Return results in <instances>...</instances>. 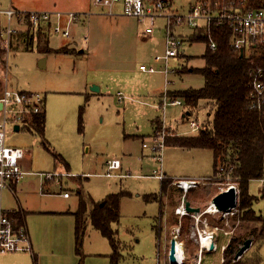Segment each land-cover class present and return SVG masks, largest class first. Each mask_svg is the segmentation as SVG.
Wrapping results in <instances>:
<instances>
[{
  "label": "rangeland",
  "instance_id": "rangeland-1",
  "mask_svg": "<svg viewBox=\"0 0 264 264\" xmlns=\"http://www.w3.org/2000/svg\"><path fill=\"white\" fill-rule=\"evenodd\" d=\"M195 1L174 0V4L180 12H187ZM10 3L18 10L28 8L69 11L87 8V12L91 13L90 17L81 19V23L74 27V39H64L54 34L49 38L51 48L58 49L68 44V47L76 49V52L67 49L68 52L65 48L66 52L73 53H42L39 45L43 43L37 38L31 43L22 27L15 22L12 26L17 28V31L10 35L8 54L0 48V94L4 87L2 77L6 76L7 70L10 89L30 90L42 94L47 99L48 120L44 136L35 129L14 132L10 125L6 133V145L30 151L31 162L27 169L32 170L31 173L71 174L69 177L59 178L61 185L56 181L48 183L44 176H28L37 182L33 188L27 187L30 193L38 195L32 199L58 207H74L79 203V192L86 196L92 205L111 194L124 192L125 195L121 199V218L113 226L117 229V238L121 242L122 257L118 264H157L158 247L154 226L159 225L158 218L162 210L166 213V223L163 222L167 227L168 240L178 235L186 252V264H197L199 246L191 236L195 220L189 216L181 221L175 213L183 193L170 184L165 196L161 197L163 205L157 200H146L147 195L160 191L162 181L153 176V171L159 165L150 157L151 149L143 148L142 136H148L147 143L151 146L149 141L154 134L152 122L157 117L165 118L166 125L161 123L157 131L166 130V139L179 133L181 136L198 134V131H192L190 121L206 123L208 107L184 119L186 105L168 106L164 113V110L154 108L152 102L158 101L156 93L164 94L168 88L177 91L199 89L205 85L202 75L189 70L205 66L202 56L207 48L206 43L196 42L190 45V42H185L184 50L188 57L184 63L180 61L181 65L178 63L182 71L179 74H171L169 78L173 83L168 85L162 74L152 75L149 71L151 67H160L164 59V20L156 22L155 32L151 36L142 33L145 24L137 19L123 15L108 16L95 8L93 0H0V9L10 8ZM7 26V18L1 15L0 39H3L2 34L6 33ZM179 30L185 38L193 31L188 27ZM85 36L88 37L87 41ZM42 40L46 42L45 39ZM177 60H173V63ZM95 85L101 86V90L94 91ZM81 109L84 110L82 130L79 122ZM115 157L121 160L122 172L129 174L128 176H107V160ZM66 162L70 166L69 171L64 164ZM163 166L164 170L168 171L169 178L186 174L211 177L209 184L193 188L187 195L188 201L203 211L217 194V184L223 182V178L219 179L214 174L213 152L209 149L176 148L168 145ZM120 172L116 171L115 175ZM41 178L45 179L42 183ZM26 179L20 184L25 183ZM46 184L51 189V195L42 194V187L47 186ZM64 188L72 193L69 200L61 198L58 194L62 193ZM207 188L211 190L210 195L205 193ZM249 190L259 199L254 203L257 216L254 221L240 219L239 197L237 214L224 217L223 214L205 213L203 219L207 218L210 224L233 232L228 235L227 247L235 237L243 239V242L252 238L254 243L245 256L257 258L259 254V264H264L263 183L253 180ZM40 195L47 197L41 200ZM165 225L162 224L161 227L162 235ZM179 226L181 231L177 233ZM242 244L238 246V250ZM111 249L109 240L93 226L89 218L82 251L86 262L111 264L109 256L94 254L107 253ZM204 258L214 260L215 264L225 262L224 254L220 256L209 253L205 254Z\"/></svg>",
  "mask_w": 264,
  "mask_h": 264
},
{
  "label": "built area",
  "instance_id": "built-area-1",
  "mask_svg": "<svg viewBox=\"0 0 264 264\" xmlns=\"http://www.w3.org/2000/svg\"><path fill=\"white\" fill-rule=\"evenodd\" d=\"M251 0H196L190 6L187 12L179 11L175 6L174 0H93L96 9L104 12V14L112 17L127 16L138 20L145 24L143 29L144 35H153L155 32L156 22L164 20L165 33V53L162 65L160 67H151V73L163 74L166 78L171 74H178L182 71L179 64H174L173 60L177 59L181 54V50L185 44V39L178 33L179 28H191L193 31L204 30L208 40V47L212 50L217 49V43L213 37L212 29L215 27L228 26L232 29L233 35L231 46L234 50L248 54L252 48L264 44V6L249 7ZM4 15L7 18L8 26L6 33L2 34L1 49L5 52L10 50V35L17 31L13 23L21 26L24 32L30 27L33 32L39 30H48L54 35L64 39L73 37V29L76 24L81 22V19L91 16L89 12H74L60 10H16L13 8L0 9V16ZM7 35V36H5ZM86 41L88 37L84 38ZM3 76L4 87L0 94V196L5 190H14L20 183L30 174L24 167L25 160L28 156V151L20 147L7 146L5 143L8 127L11 125L14 132L15 126L19 125L22 129H33L31 122L32 116L43 111L45 97L37 92H27L23 90L10 89L8 85V72ZM264 69L251 72L252 81L250 83L251 92L250 99L252 100L251 108L257 110L264 109ZM182 99H172L165 96L163 99V108L168 106H183ZM192 131L201 129V125L192 121L190 123ZM19 130V131H20ZM143 143V148H150L152 155L150 156L154 162L158 163V168L153 171V176L161 181L168 179L166 172L163 170L164 153L167 146L166 130L156 131L149 141ZM107 176H115L116 171H121V176L126 177L129 174H124L123 164L121 160L114 158L107 161ZM233 167L227 171L224 166H219L217 177L223 178L222 183H218L217 194L229 190L234 187L237 193V201L240 194L239 183L232 178ZM44 176L46 181H57L59 178L69 176L65 173H48L39 174ZM215 178V176H213ZM42 179V182L45 181ZM211 181L208 178H173V184L179 191L183 193V197L175 209L176 215L181 219L186 216H191L195 220V224L191 228L192 239L199 246L198 262L202 264L205 259L204 251H210L209 245L217 242L218 238L224 239V247L218 255H223L226 249V241L228 235L233 232H227L224 228L210 224L208 219H203L206 214H223L224 217L235 215L239 212L237 206L228 211H219L211 201L208 208L200 213H189L186 209L185 199L188 193L193 188H198L201 185H207ZM264 189V178L261 179ZM64 197H69L70 193L65 192ZM214 206V207H213ZM213 209L212 211H209ZM15 210L6 209L0 199V255L15 252H27L33 254L31 238L28 228L25 223H17L13 218ZM180 221V222H181ZM180 233L181 226L176 229ZM176 247L178 235H175ZM203 240H207L208 244L203 246ZM182 243V242H181ZM183 244V243H182ZM210 251L211 254L214 253ZM170 253V248L169 252ZM177 253V248H176ZM223 259V258H222ZM186 260V259H185ZM206 260V259H205ZM212 260V259H211ZM214 261V260H213ZM212 261V262H213ZM177 264H182L178 263ZM183 264H186L183 263ZM215 264V262H213Z\"/></svg>",
  "mask_w": 264,
  "mask_h": 264
},
{
  "label": "trees",
  "instance_id": "trees-1",
  "mask_svg": "<svg viewBox=\"0 0 264 264\" xmlns=\"http://www.w3.org/2000/svg\"><path fill=\"white\" fill-rule=\"evenodd\" d=\"M260 0H251L249 7H262ZM30 42L35 38L40 39L44 30L35 33L30 27L25 32ZM213 37L217 43V49L208 47V40L204 30L193 31L192 36L184 38L185 41L205 42L206 51L202 56L205 66L202 68H191V72L198 73L205 78V85L199 89H186L171 91L172 99H182L187 112L194 114L208 107V118L202 124L198 134L193 136H172L166 139L167 145L186 148L209 149L214 153V170L218 174L219 166H224L227 171L231 167L232 178L240 185L239 207L242 221H254L257 219L254 203L258 197L250 193L249 185L252 180L264 178V109L251 108L250 99L252 81L251 72L264 69V44L252 48L248 54L241 53L231 46L233 31L230 27H215L212 29ZM41 42V39L39 40ZM42 53H68L65 47L52 49L47 42L40 44ZM64 48V49H63ZM264 81V77L262 78ZM204 103V104H203ZM83 111H80V128L83 125ZM33 128L44 136L47 123V112L43 109L39 114L32 116ZM158 123V120H157ZM157 125L155 131L159 129ZM58 159V157H57ZM162 195H165L172 181L168 178L162 181ZM210 188L205 190L210 195ZM124 192L111 194L103 201L93 204L88 212V203L80 195L79 209L76 217V241L77 249L80 251L85 237L86 224L91 219L93 226L106 237L112 248L111 264H118L121 256V242L117 238V229L113 226L120 221V202ZM264 197V189L262 190ZM147 201L157 200L163 205L158 194L146 196ZM164 211L160 216L162 218ZM189 216H186L188 218ZM17 223H24L20 213L13 215ZM159 230V229H158ZM264 233V228H263ZM243 239L235 237L231 244L225 249L224 264H259L261 256L245 255L236 259L238 246Z\"/></svg>",
  "mask_w": 264,
  "mask_h": 264
},
{
  "label": "crops",
  "instance_id": "crops-1",
  "mask_svg": "<svg viewBox=\"0 0 264 264\" xmlns=\"http://www.w3.org/2000/svg\"><path fill=\"white\" fill-rule=\"evenodd\" d=\"M260 1H262L264 4V0H260ZM9 5H10L9 6L10 8L14 9V7H12L11 3ZM5 9H8V8H5ZM16 10H18V9H16ZM23 10H39V9L23 8ZM45 10H49V9H45ZM87 10H88L87 8H79L77 10H69V11L87 12ZM178 33L182 37L185 38V36L182 35L183 32H180V30H179ZM192 33H193V31H192ZM192 33L188 37L192 36ZM74 35H75V33H74V29H73V37L69 40L74 39ZM34 36H35V32H34ZM50 36H52V33L49 32L48 30H45L44 35H41V38H40L41 42L44 44V41L42 39H45V41L49 44L50 43V40H49ZM40 39H38V40H40ZM35 40H36V38H35ZM188 42H190V45H192L193 43H196V42H191V41H188ZM185 45L186 44H184V46L181 50V54L177 58L178 60L175 64L180 63V65H181L182 62H180V61H183V63H184V60H186V58L188 57V54L184 50ZM63 47H65L66 49L71 50L73 52L77 51L74 48H69L68 44L64 45ZM73 52H70V53H73ZM81 52H83V50H81ZM55 53H57V52H55ZM70 53H65V54H70ZM154 74L155 73H153L152 75H154ZM164 78H165L166 84L169 85V83H173V80H171L169 77L166 78L164 76ZM99 90H101V86L99 87ZM23 91L33 92L30 90L29 91L23 90ZM170 92H171V90H169V88H168V90L164 94L163 93H158V94L156 93L155 96H157L156 100H158V101H152V102H154V104L151 103V104H153L154 108L164 110V113H165L167 108H163L162 98L164 99L165 95L170 97L169 96ZM120 96H121V94H119V98H120ZM121 100H124V99H120V101ZM89 101H90V99H89ZM46 103H47V99L45 97L43 109H46V112H47V107H46L47 104ZM186 112H187V109L185 110L184 114ZM188 118H189V116L184 117V119H188ZM157 120H158V123H157ZM193 121H195V120H193ZM31 122H32V120H31ZM191 122L192 121H190V123ZM196 122H198L202 127V124H203L202 122H200L198 120H196ZM161 123H164L166 125L165 118L163 119V118L157 117L156 119L153 120L152 126H153L154 133H155V129H156L157 125L158 124L161 125ZM46 128H47V123H46ZM170 128H172V127H170ZM172 129L180 130L178 128H172ZM178 135L181 136L180 133L177 134V136ZM193 135H196V134H193ZM147 137L148 136H145V135L142 136L143 143L147 141ZM172 147H175V146H172ZM176 148H183V147H176ZM187 149H197V148H187ZM199 149H201V148H199ZM27 151H28V156L25 160V168L28 171L30 169H27V166L30 165L31 157H30V151L29 150H27ZM64 164H65L67 170L69 171L70 170L69 164L67 162ZM162 168L164 170V166H162ZM31 171L32 170L28 171L30 174L27 175V177H26L27 179L25 180V183L23 182L22 184L17 186L14 190H5L3 192V194L0 196V199L2 200V204L4 206H6L9 209L15 210V214L20 213L22 215L23 222L26 224L28 231H29V234H30L33 254L27 253V252L6 253L3 255H0V264H90V263L86 262V256L83 257V255H82L85 237L83 239L82 246L80 247V251H78V249H77V241H76V234H75V227H76L75 213L79 209L80 196H79L78 205L74 206V207H72L71 205H68L66 207H58V206L53 205L52 203L50 205H48L44 202H40L39 200L34 201L32 199V197H36V196L38 197V195L35 193H30V191L28 190L27 187L30 186L31 188H33V186H36L37 182L32 177L28 178V176H32V175L36 176L39 174L31 173ZM164 171L166 172V174H168V171H166V170H164ZM213 171L215 174L214 153H213ZM70 175L71 174L69 173V176ZM69 176H65V177H69ZM115 176L122 178L121 172H120V174H117ZM173 178H204V177L203 176L194 177V175H187L186 174V175L174 176ZM173 178H169V179H173ZM256 180L261 181V179H256ZM49 182H55V181H48V183ZM40 183H42V181H40ZM58 184L61 185L62 183L60 182ZM42 191H43L42 194H47V195L52 194L51 189L48 185L43 186ZM65 192H70V191L68 189L64 188L62 193H58V194L61 198L65 199V200H69L72 197V193L70 194L69 197H64L63 194ZM158 193H155V194L160 195V197L165 196V195H162V184H161V189ZM79 195H82L84 197V199L87 201L88 207H89L88 212H90L93 208V205L90 204V201L81 192H79ZM22 196H25V197L22 198ZM39 197L41 200H44L45 197H47V196L40 195ZM161 199L163 201V198H161ZM120 214H121V202H120ZM164 214L166 215L165 212H164ZM164 214H163L164 218H163V216H162V218H161V216H159V218H158L159 225L154 226V228H155L154 231H155V235H156L155 237H156L157 247H158V249H157L158 250L157 264H170L168 252H169V248H170L169 244L171 242V239L168 240V237L166 235V233H167L166 228L167 227L165 225L166 218H165ZM162 224L165 225V227H164L165 230L163 232V235H162V228H161ZM117 236H118V233H117ZM253 243H254V241H253ZM162 245H164L163 248H162ZM161 248L163 249L162 254H161ZM120 250H121V245H120ZM112 253H113V248L107 253H99L98 252V253H94V254H104L106 256H109V259H111Z\"/></svg>",
  "mask_w": 264,
  "mask_h": 264
},
{
  "label": "water",
  "instance_id": "water-1",
  "mask_svg": "<svg viewBox=\"0 0 264 264\" xmlns=\"http://www.w3.org/2000/svg\"><path fill=\"white\" fill-rule=\"evenodd\" d=\"M241 56H243V52L241 53ZM93 90L98 91L99 87L95 85L93 86ZM0 108H2L1 103H0ZM186 116H191V112L188 111L185 114H183V117H186ZM19 130H20L19 125H16L15 131H19ZM212 202L219 211H223V212L236 207L237 206L236 189L232 187L229 190H226V191H223L217 194L216 196L213 197ZM185 205L189 213H200L201 212L200 207L193 206L191 202L186 199H185ZM176 241H177L176 238H172L170 242V253H169V263L170 264L178 263L177 253H176ZM252 244H253L252 238H248L247 240H245L236 254V259H240L251 248ZM213 248H214V244L211 243L209 245V250L211 251L213 250Z\"/></svg>",
  "mask_w": 264,
  "mask_h": 264
},
{
  "label": "bare ground",
  "instance_id": "bare-ground-1",
  "mask_svg": "<svg viewBox=\"0 0 264 264\" xmlns=\"http://www.w3.org/2000/svg\"><path fill=\"white\" fill-rule=\"evenodd\" d=\"M214 207V206H213ZM213 209L209 210L212 211ZM208 242L207 240H203V246L207 245ZM224 247V239L222 237L218 238L217 242L215 243V248H214V253H219L222 251ZM177 259L179 260V263H185V259H186V252L184 249V246L181 242H177ZM210 251H204L203 254H209ZM202 264H213V262L211 260L208 259H203L202 260Z\"/></svg>",
  "mask_w": 264,
  "mask_h": 264
}]
</instances>
